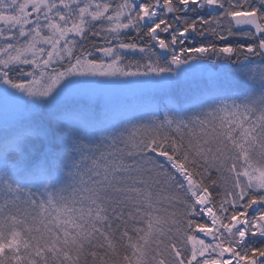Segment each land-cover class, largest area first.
<instances>
[{"label": "snow or ice", "instance_id": "6c2138e0", "mask_svg": "<svg viewBox=\"0 0 264 264\" xmlns=\"http://www.w3.org/2000/svg\"><path fill=\"white\" fill-rule=\"evenodd\" d=\"M0 264H264V0H0Z\"/></svg>", "mask_w": 264, "mask_h": 264}, {"label": "trees", "instance_id": "16d2710c", "mask_svg": "<svg viewBox=\"0 0 264 264\" xmlns=\"http://www.w3.org/2000/svg\"><path fill=\"white\" fill-rule=\"evenodd\" d=\"M204 87L203 84H192V85H189L188 88H190V91L188 90V92H184L183 90L182 91H178V92H175L172 94L173 98H180V97H183V96H186V95H190L192 94L193 92L197 91L199 88H202ZM184 89V88H183Z\"/></svg>", "mask_w": 264, "mask_h": 264}, {"label": "rangeland", "instance_id": "374dc122", "mask_svg": "<svg viewBox=\"0 0 264 264\" xmlns=\"http://www.w3.org/2000/svg\"><path fill=\"white\" fill-rule=\"evenodd\" d=\"M189 87V85H185V86H181V87H179V88H177L175 91H174V93L175 92H178V91H184V92H188V90L190 91V88H188ZM184 88V89H183ZM188 89V90H187Z\"/></svg>", "mask_w": 264, "mask_h": 264}]
</instances>
